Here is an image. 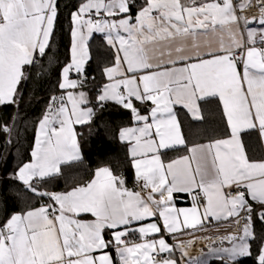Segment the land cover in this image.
<instances>
[{
    "label": "snow or ice",
    "instance_id": "6c2138e0",
    "mask_svg": "<svg viewBox=\"0 0 264 264\" xmlns=\"http://www.w3.org/2000/svg\"><path fill=\"white\" fill-rule=\"evenodd\" d=\"M253 8L258 14L247 15ZM58 15V0H0V105L21 98L18 86L47 55ZM71 25L60 93L38 120L31 159L11 175L26 203L0 208V264H209L205 256L264 264L256 231L257 223L264 229V158L250 155L251 137L264 147V0H79ZM96 33L112 58L92 98L88 42ZM109 103L129 113L131 125L116 135L132 187L101 166L84 183L47 190L83 162L77 127L91 126ZM209 104L223 135L191 143L186 128L208 123ZM181 196L190 207H177ZM212 220L236 230L207 253L191 255L195 240L166 238Z\"/></svg>",
    "mask_w": 264,
    "mask_h": 264
},
{
    "label": "trees",
    "instance_id": "16d2710c",
    "mask_svg": "<svg viewBox=\"0 0 264 264\" xmlns=\"http://www.w3.org/2000/svg\"><path fill=\"white\" fill-rule=\"evenodd\" d=\"M137 2L139 3V0ZM58 3L56 30L47 55L39 60L38 66L27 70V77L18 89L21 94L17 101L19 104L0 109V126L8 125L11 128L8 134L0 132V208L6 207L9 212L18 210L26 203L16 199L15 193L20 185L11 179V175L18 166L31 159L38 120L45 111L49 97L60 93L57 85L61 79V69L70 60L71 12L76 10L79 0H58ZM89 47L91 60L87 65V72L89 77H95V80L90 82L88 90L90 97L94 98L95 89L106 82L101 70L111 61L112 55L101 35L94 36ZM205 112L208 120L206 125L193 124L186 128L191 143H203L212 136L223 135L216 105H206ZM130 125L129 113L113 103L107 104L103 110H98L91 126L77 127V131L81 133L79 139L83 162L66 167L64 176L47 185V190L65 191L75 184L84 183L90 179L92 172L101 166L111 167L117 173L124 172L128 184L132 185L133 173L127 165L126 147L116 135L121 127ZM9 139L11 144L6 143ZM251 143L253 151L250 155L254 159L264 158L263 149L255 136L251 137ZM181 154L182 150L170 151L167 159H174ZM256 231L258 236L264 234V229L259 223L256 225ZM209 264L219 262L212 259ZM238 264H253V260L250 257L241 258Z\"/></svg>",
    "mask_w": 264,
    "mask_h": 264
},
{
    "label": "crops",
    "instance_id": "0c3cea01",
    "mask_svg": "<svg viewBox=\"0 0 264 264\" xmlns=\"http://www.w3.org/2000/svg\"><path fill=\"white\" fill-rule=\"evenodd\" d=\"M252 15H256V14H252ZM96 35H101V34L96 33L93 35V37ZM93 37L89 40V42H88L89 44H90L91 40L93 39ZM89 52H90V47H89ZM90 56H91V54H90ZM28 69H26V72ZM73 78H74V75H73ZM22 82H23V80L21 81V83ZM19 87H20V85L18 86V89H19ZM18 104L19 103L17 102L14 105H18ZM9 105H13V104L0 105V109L5 107V106H9ZM262 149H263V153H264V147H262ZM128 186L132 187V185H129V184H128ZM190 206H191L190 198H188L186 196H181L177 199V207H190ZM235 228H236L235 223H233L231 221H219V222H217L215 220H212L211 223H206L205 227L203 229L198 230V231H194L191 234L179 235L176 238H171V237H166V238L168 239V242L170 244L176 243L179 241L187 242L189 240H193L194 238H200V237L207 238V237L220 236L223 234H227V233L231 232L232 230H234ZM203 252L207 253L208 250H203ZM200 253L198 254V256L200 255ZM191 255H193V252H191ZM176 257L177 258L180 257L179 251L176 252ZM201 258L202 259H208V261L212 260V258L210 256H205V257H201Z\"/></svg>",
    "mask_w": 264,
    "mask_h": 264
},
{
    "label": "built area",
    "instance_id": "2783aa9c",
    "mask_svg": "<svg viewBox=\"0 0 264 264\" xmlns=\"http://www.w3.org/2000/svg\"><path fill=\"white\" fill-rule=\"evenodd\" d=\"M73 75H74V74H73ZM120 173L125 174L124 172H120ZM235 230H236V228H235L234 230H232L231 232H233V231H235ZM231 232H229V233H231ZM229 233H227V234H229ZM227 234H223V235H220V236H212V237H207V238H204V237L194 238L193 240H195L196 243H198L200 240H201V241H203V240H205V241L210 240V241L218 242L220 237H222V236H226ZM133 238L135 239V237H133ZM217 239H218V240H217ZM196 243H195V244H196ZM194 246H195V245L192 246V248L190 249V252H193V247H194ZM201 250H208L207 245H204V246L201 248ZM201 250L198 251V252H196V253L193 254L192 256H198V254L201 252ZM186 259H187V258H186Z\"/></svg>",
    "mask_w": 264,
    "mask_h": 264
},
{
    "label": "bare ground",
    "instance_id": "6f19581e",
    "mask_svg": "<svg viewBox=\"0 0 264 264\" xmlns=\"http://www.w3.org/2000/svg\"><path fill=\"white\" fill-rule=\"evenodd\" d=\"M252 14H258V11H257L256 8L251 9V10L247 13V15H249V16H251ZM217 240H218V239H217ZM210 242H213V241H210V240H208V241H205V240L201 241V240H200L198 243L194 244L195 246L193 247V252H194L193 254H195L196 252L200 251L201 248H202L204 245H208Z\"/></svg>",
    "mask_w": 264,
    "mask_h": 264
},
{
    "label": "rangeland",
    "instance_id": "374dc122",
    "mask_svg": "<svg viewBox=\"0 0 264 264\" xmlns=\"http://www.w3.org/2000/svg\"><path fill=\"white\" fill-rule=\"evenodd\" d=\"M194 253V252H193Z\"/></svg>",
    "mask_w": 264,
    "mask_h": 264
}]
</instances>
